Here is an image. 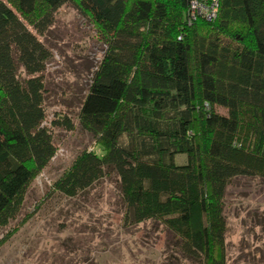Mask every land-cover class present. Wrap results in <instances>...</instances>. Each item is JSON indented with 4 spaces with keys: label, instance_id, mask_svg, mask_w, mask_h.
<instances>
[{
    "label": "trees",
    "instance_id": "trees-1",
    "mask_svg": "<svg viewBox=\"0 0 264 264\" xmlns=\"http://www.w3.org/2000/svg\"><path fill=\"white\" fill-rule=\"evenodd\" d=\"M68 3L106 41L78 114L102 153L82 151L55 191L77 197L115 175L125 225H162L192 264H230L228 188L264 179V0H0V228L56 155L52 125L75 127L45 123L53 52L39 38Z\"/></svg>",
    "mask_w": 264,
    "mask_h": 264
},
{
    "label": "rangeland",
    "instance_id": "rangeland-1",
    "mask_svg": "<svg viewBox=\"0 0 264 264\" xmlns=\"http://www.w3.org/2000/svg\"><path fill=\"white\" fill-rule=\"evenodd\" d=\"M212 7L199 5L197 14L210 18ZM39 38L53 52L44 72L45 123L67 116L75 127L52 125L56 155L29 187L20 214L0 228V264H192L173 248L162 225L124 224L115 175L77 197L55 191V181L82 151L102 153L101 145L79 125L78 114L106 41L95 23L70 3L56 12L55 23ZM216 109L228 112L222 106ZM176 161L184 163L187 156L179 154ZM256 214L264 215V179L237 177L226 194L230 264H264V225H254Z\"/></svg>",
    "mask_w": 264,
    "mask_h": 264
},
{
    "label": "built area",
    "instance_id": "built-area-1",
    "mask_svg": "<svg viewBox=\"0 0 264 264\" xmlns=\"http://www.w3.org/2000/svg\"><path fill=\"white\" fill-rule=\"evenodd\" d=\"M216 11H217V8L215 7V5H213L212 10H211V12H212V13H211V15H212L211 17H213V16L215 15V12H216ZM211 17H210V18H211Z\"/></svg>",
    "mask_w": 264,
    "mask_h": 264
}]
</instances>
